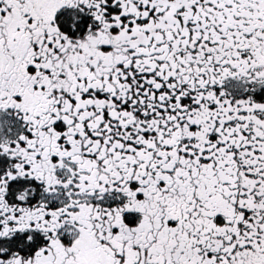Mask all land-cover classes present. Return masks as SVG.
<instances>
[{
	"label": "snow or ice",
	"instance_id": "snow-or-ice-1",
	"mask_svg": "<svg viewBox=\"0 0 264 264\" xmlns=\"http://www.w3.org/2000/svg\"><path fill=\"white\" fill-rule=\"evenodd\" d=\"M0 264H264V0H0Z\"/></svg>",
	"mask_w": 264,
	"mask_h": 264
}]
</instances>
